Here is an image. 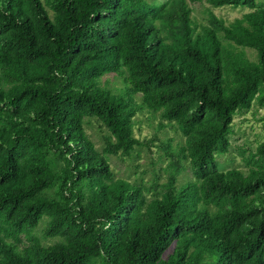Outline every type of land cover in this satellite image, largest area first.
<instances>
[{
	"label": "trees",
	"instance_id": "trees-1",
	"mask_svg": "<svg viewBox=\"0 0 264 264\" xmlns=\"http://www.w3.org/2000/svg\"><path fill=\"white\" fill-rule=\"evenodd\" d=\"M224 7L249 12L226 23ZM253 108L264 0H0V264H264V141L247 171L216 165ZM144 112L184 139L159 145L163 182L108 161L156 140L135 137Z\"/></svg>",
	"mask_w": 264,
	"mask_h": 264
},
{
	"label": "rangeland",
	"instance_id": "rangeland-1",
	"mask_svg": "<svg viewBox=\"0 0 264 264\" xmlns=\"http://www.w3.org/2000/svg\"><path fill=\"white\" fill-rule=\"evenodd\" d=\"M205 7L209 8L208 5H203L199 8L195 7L193 16L198 24H206V15L202 13V10ZM212 11L217 17L226 21V23H230L249 12L247 9L234 10L229 7L217 9L212 8ZM105 80H109L112 89H118L120 87L118 79L115 81L113 77L107 76L104 81ZM149 116L148 113L144 112L136 117V120L140 122V126L139 130L138 127L134 128V134L140 142L151 141L154 135H156V140L152 141L149 148L141 147L136 149V158L130 159L122 156L108 157V161L116 177L127 179L131 182L142 181L144 184H148L153 177V173H159L161 175L160 182L165 180L164 170L167 167L169 156L160 149L159 145L170 140L172 148L175 149L178 144L183 143L184 139L177 130L166 129L160 132L154 131V128H152L148 122ZM158 121L159 120L156 118L153 125H156ZM263 127L264 109L253 108L250 112L237 114L233 119L231 134L229 136L230 147L227 153L216 158L217 169L224 172L233 168L247 171L244 157L249 153L254 152L257 145L264 141ZM86 133L90 140L95 144L97 150L102 152L104 145L102 140L103 133L99 128L96 125L86 127ZM243 152H245V154H243ZM182 163L184 164L185 170L179 176L178 184L184 183L193 178L188 164L184 161ZM43 225L44 221L40 223L35 236L46 245L54 243L55 240L53 239H43Z\"/></svg>",
	"mask_w": 264,
	"mask_h": 264
}]
</instances>
